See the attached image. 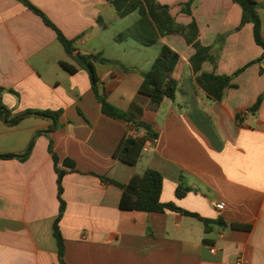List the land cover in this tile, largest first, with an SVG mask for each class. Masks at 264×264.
Segmentation results:
<instances>
[{
    "label": "crops",
    "instance_id": "obj_1",
    "mask_svg": "<svg viewBox=\"0 0 264 264\" xmlns=\"http://www.w3.org/2000/svg\"><path fill=\"white\" fill-rule=\"evenodd\" d=\"M27 1L73 41L75 52L101 53L123 63L108 54L109 48L111 42L117 50L127 42L115 36L138 19L137 11L128 25L123 20L131 14L119 17L110 0ZM156 1L169 6L177 23L194 20L200 43L213 46L216 65L205 61L202 71H241L214 101L195 85L189 63L194 48L180 35H167L157 42L180 56L174 76L181 91L152 111L137 93L138 73L96 63L98 92L123 110L139 102L143 119L157 133L138 162L128 165L113 153L124 135H142L141 128L136 132L103 114L87 72L62 68L61 62L76 64L55 31L20 0H0L2 105L13 115L61 111L57 122L33 113L14 125L0 119V154L22 155L31 146L24 160L0 158V264H58L53 223L59 201L49 139L58 168L66 171L58 224L65 264H233L237 257L264 264V96L258 110L250 111L264 92L263 50L250 23L237 29L241 9L232 0H193L190 14L180 6L188 0ZM255 1L264 36V0ZM117 25L120 31L111 37L109 30ZM65 158L75 171L62 166ZM146 168L162 175L160 201L206 219L207 232L198 218L175 211L121 210V189L98 177L127 183ZM179 183L187 188L181 198L175 196ZM216 202L224 208L216 209Z\"/></svg>",
    "mask_w": 264,
    "mask_h": 264
},
{
    "label": "trees",
    "instance_id": "obj_2",
    "mask_svg": "<svg viewBox=\"0 0 264 264\" xmlns=\"http://www.w3.org/2000/svg\"><path fill=\"white\" fill-rule=\"evenodd\" d=\"M28 9L40 16L43 22L52 28L57 40L62 44L67 55L76 65L67 62H61V66L67 72L73 74L78 68L84 69L89 77L91 88L95 98L100 104V109L106 116L125 121L130 129L139 132L140 128H145L146 132L136 136L127 133L123 136L116 147L113 157L128 165H135L143 151L145 144L157 138V133L151 125L143 119L144 108L142 105L133 101L128 109L123 110L107 100L104 94L98 92V75L95 64L100 63L108 66L118 65L126 73H138L141 81L137 88V93L147 98L149 109L156 111L162 101L167 98L173 100L177 91H181L179 80L174 76L176 65L180 61L179 54L170 46L161 45L156 57L151 63L149 70L141 71L136 66H126L118 60L105 58L101 53L80 54L74 51L73 41L67 39L62 32L35 6L27 0H20ZM241 9V22L237 27L239 29L243 24L252 25V35L255 43L262 48L264 58V36L261 33L260 18L257 9L259 3L255 0H232ZM119 17H125L134 11L138 13V19L126 29L115 36V41L122 42L127 39H133L143 45H153L161 38L177 34L183 37L185 42L194 48V54L189 58V63L194 73V82L197 88L202 89L214 101H220L224 95V90L231 86V79L240 70L233 75H218L204 72L201 65L209 61L213 66L216 65V54L212 51L213 46H204L198 40V28L196 22L192 20L186 25L179 24L171 16L169 6L160 4L156 0H110ZM193 0L182 3L181 9L184 13L190 14V6ZM219 36L218 39H222ZM264 92L258 96L254 104L250 107L252 113L256 112L260 106ZM37 114L43 117L52 118L55 122L61 111L50 110H26L22 114L13 115L6 109L0 101V119L8 125H14L23 117L30 114ZM31 146L22 155L0 154V158L17 157L24 160L30 152ZM48 151L54 164L56 172L57 198L59 201L58 214L53 223V233L58 247V264H65L63 259V239L59 231V221L65 209V202L62 199V178L66 174L64 169L58 168L59 157L52 149V142L49 139ZM62 166L70 171H75L74 162L65 158L61 161ZM102 181H107L121 189L122 193L119 200L121 210H133L142 212L162 213L166 210L175 211L184 215L196 217L204 224V231L209 230V222L198 214L181 209L172 202L160 201L163 178L159 171L146 168L141 173L134 174L127 183H120L104 176H98ZM187 188L181 183L175 189V196L181 198L184 196Z\"/></svg>",
    "mask_w": 264,
    "mask_h": 264
},
{
    "label": "rangeland",
    "instance_id": "obj_3",
    "mask_svg": "<svg viewBox=\"0 0 264 264\" xmlns=\"http://www.w3.org/2000/svg\"><path fill=\"white\" fill-rule=\"evenodd\" d=\"M135 17V14H131L125 18L123 22L129 25ZM120 28V25L112 27L109 30L111 37L118 33ZM115 47L119 46H115L114 42H111L108 53L110 56L119 58L124 64L136 65L140 68V70L147 71L151 66L153 60L152 58H154L159 51L160 42H156L152 46L144 47L140 46V44L133 39H127V42L122 43L118 50Z\"/></svg>",
    "mask_w": 264,
    "mask_h": 264
},
{
    "label": "built area",
    "instance_id": "obj_4",
    "mask_svg": "<svg viewBox=\"0 0 264 264\" xmlns=\"http://www.w3.org/2000/svg\"><path fill=\"white\" fill-rule=\"evenodd\" d=\"M243 113L244 114H247L248 111L247 110H244ZM153 141H155V139H153ZM213 204H214V207L216 209H218V210H221V209L224 208L223 203H220V202L217 203L216 202V203H213ZM209 251H210V253H215L216 252V248L212 246V247H210ZM247 263H248V261L245 258H243V257H237L234 260V262H233V264H247Z\"/></svg>",
    "mask_w": 264,
    "mask_h": 264
},
{
    "label": "water",
    "instance_id": "obj_5",
    "mask_svg": "<svg viewBox=\"0 0 264 264\" xmlns=\"http://www.w3.org/2000/svg\"><path fill=\"white\" fill-rule=\"evenodd\" d=\"M141 131L144 133V132H146V129L145 128H141Z\"/></svg>",
    "mask_w": 264,
    "mask_h": 264
}]
</instances>
